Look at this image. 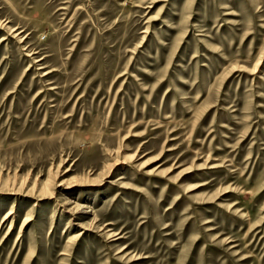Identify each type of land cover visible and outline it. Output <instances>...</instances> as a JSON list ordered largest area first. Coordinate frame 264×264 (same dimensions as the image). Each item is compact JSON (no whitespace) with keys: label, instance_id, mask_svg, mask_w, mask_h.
Returning a JSON list of instances; mask_svg holds the SVG:
<instances>
[{"label":"rangeland","instance_id":"374dc122","mask_svg":"<svg viewBox=\"0 0 264 264\" xmlns=\"http://www.w3.org/2000/svg\"><path fill=\"white\" fill-rule=\"evenodd\" d=\"M0 264H264V0H0Z\"/></svg>","mask_w":264,"mask_h":264},{"label":"bare ground","instance_id":"6f19581e","mask_svg":"<svg viewBox=\"0 0 264 264\" xmlns=\"http://www.w3.org/2000/svg\"><path fill=\"white\" fill-rule=\"evenodd\" d=\"M79 210H80V209H79ZM27 220H28V219H27ZM24 225H25V223H24ZM24 225H23V226H24ZM78 236H80V235H78ZM76 238H79V237H76Z\"/></svg>","mask_w":264,"mask_h":264}]
</instances>
